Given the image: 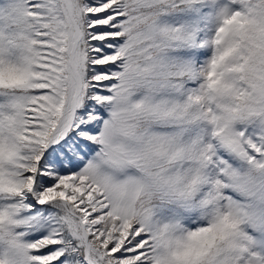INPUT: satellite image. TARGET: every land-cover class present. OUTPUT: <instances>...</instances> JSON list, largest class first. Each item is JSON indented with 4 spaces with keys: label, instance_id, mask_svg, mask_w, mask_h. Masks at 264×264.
<instances>
[{
    "label": "snow or ice",
    "instance_id": "6c2138e0",
    "mask_svg": "<svg viewBox=\"0 0 264 264\" xmlns=\"http://www.w3.org/2000/svg\"><path fill=\"white\" fill-rule=\"evenodd\" d=\"M0 264H264V0H0Z\"/></svg>",
    "mask_w": 264,
    "mask_h": 264
}]
</instances>
